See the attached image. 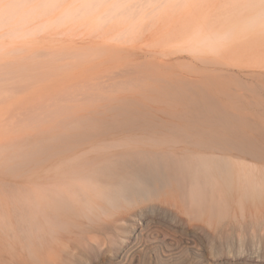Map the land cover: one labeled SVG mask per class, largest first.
Instances as JSON below:
<instances>
[{"label":"bare ground","instance_id":"bare-ground-1","mask_svg":"<svg viewBox=\"0 0 264 264\" xmlns=\"http://www.w3.org/2000/svg\"><path fill=\"white\" fill-rule=\"evenodd\" d=\"M27 1H7L8 5L4 1L3 7L0 3V29L11 24V34L26 35L30 29L25 24L41 17L37 16L39 10L47 13L61 0H36L38 6L24 9ZM107 1L87 0L83 10L92 12ZM172 3L116 0L102 15L110 21L155 5L148 11L156 10L157 16L158 9L165 4L171 8ZM260 13L264 16V9ZM48 20L38 27L50 25ZM202 26L192 31L198 37ZM192 32L188 38L192 39ZM172 98L188 111L182 116L171 113L173 116L186 122L191 111L200 110L195 117L206 127H184L175 122L161 127L133 104L114 105L112 112L115 108L119 118L93 120L102 125L68 126L33 145L36 148L29 162L45 156L35 161L43 166L42 171L25 179L29 184L25 190H15L11 184L12 189L6 187L11 191L0 192V263L65 264L75 250L83 256L82 264H264V166L234 161L224 154L227 143L239 152L264 157V148L257 142L260 137L243 131L238 125L240 117L214 105L212 95L189 99L179 91ZM247 124L264 134L263 126ZM29 155L24 156V162L18 155L21 162L16 163L24 168L21 164ZM14 162L10 169L15 168ZM245 228L254 231V235L250 229L246 232L253 235V242L251 238L246 241ZM239 231H244V237ZM236 234L239 239L231 242L232 237L238 238ZM205 236L219 242V252L216 254V247L211 262L205 256ZM210 240L208 243H215ZM258 245L260 251L255 249Z\"/></svg>","mask_w":264,"mask_h":264},{"label":"rangeland","instance_id":"rangeland-1","mask_svg":"<svg viewBox=\"0 0 264 264\" xmlns=\"http://www.w3.org/2000/svg\"><path fill=\"white\" fill-rule=\"evenodd\" d=\"M7 1L9 4L13 0L0 3L8 5ZM29 1L24 9L35 8L41 0ZM85 1L61 0L48 14H40L39 10L37 16L41 17L25 24L30 29L26 35L11 34V24L0 29V45L3 46L0 50L1 194L13 187L25 190L29 187L26 181L29 175L42 171L43 166L35 161L45 156L34 157V162H29L31 151L36 148L33 145L68 126L102 125L101 121L93 120L119 118L115 108L112 112L114 105L133 104L147 114V120L160 123L161 127H169L173 122L184 127H206L195 117L200 110L191 111L186 122L172 115L182 116L183 111L188 112L172 98L179 91L189 99L212 95L216 98L214 105L238 115L240 128L252 137H260L257 142L264 148V134L256 133V129L247 124L256 122L264 127V61L260 62L261 57L264 58V16L260 13L264 0H173L174 5L170 8L165 4L166 10L162 6L157 16L156 10L149 13L154 5L135 14L137 18L124 13L110 21L102 14L116 0H108L99 5L98 10L87 13L83 10ZM59 16L71 17L58 21ZM259 16L262 17L259 19ZM43 19L51 24L40 28L38 24L43 23ZM201 24L205 28L202 26L200 34H205L198 37L192 31H198ZM191 32L195 34L192 39L188 38ZM182 41L184 44L180 43ZM15 48L18 50L14 51ZM224 147L227 148L224 154L234 161L264 166L262 156L239 152L227 143ZM27 149H30L29 160L25 159L29 164H21L23 168L19 163L28 156L24 153ZM12 162L20 169H10ZM36 165L38 169L42 166L41 170ZM8 186L11 189H6ZM248 230L244 229L248 235L245 239L253 242L254 234H247ZM244 231H239L243 237ZM235 238L232 237L231 242L239 239ZM210 239L205 236L203 242L207 248L206 259L211 262L216 247V254L219 252V242ZM209 240L215 243H208ZM258 247L254 248L260 251ZM72 255L65 264L84 262L83 256L75 250ZM189 257L194 258L191 254Z\"/></svg>","mask_w":264,"mask_h":264}]
</instances>
